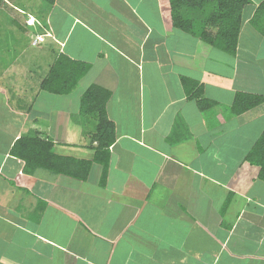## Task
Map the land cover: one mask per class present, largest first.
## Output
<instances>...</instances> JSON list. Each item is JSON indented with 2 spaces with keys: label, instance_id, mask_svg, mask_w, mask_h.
Returning <instances> with one entry per match:
<instances>
[{
  "label": "crops",
  "instance_id": "1",
  "mask_svg": "<svg viewBox=\"0 0 264 264\" xmlns=\"http://www.w3.org/2000/svg\"><path fill=\"white\" fill-rule=\"evenodd\" d=\"M252 1L235 56L174 26L169 0H56L43 11L44 75L51 50L88 62L77 87L89 75L112 92L117 138L104 186L95 165L86 181L28 174L11 148L37 130L59 154L93 151L70 121L36 107L42 91L25 102L0 86V264H264V179L246 160L264 103L232 112L238 93L264 94V34L250 24L262 0ZM9 7L30 15L19 0L0 12ZM184 76L218 104L201 110Z\"/></svg>",
  "mask_w": 264,
  "mask_h": 264
},
{
  "label": "trees",
  "instance_id": "2",
  "mask_svg": "<svg viewBox=\"0 0 264 264\" xmlns=\"http://www.w3.org/2000/svg\"><path fill=\"white\" fill-rule=\"evenodd\" d=\"M42 1L44 10L37 12L31 9L30 15L25 14L28 15L27 18L35 16L34 24L15 21L21 31L26 33L28 29L33 30L36 32V38L42 37L43 40L38 44L40 46L45 42V45L51 42L48 39L52 37V33L49 32L47 13L43 11L52 7L56 0ZM4 3L5 0H0V9L4 10ZM169 3L174 26L226 54L236 55L244 23V12L253 3L252 0H169ZM250 24L256 31L264 34V0L255 9ZM49 55L56 57L49 73L41 81L40 89L55 95L70 94L88 73L90 64L74 59L66 53L57 55L54 50L49 51ZM182 84L191 98L198 99L201 110L213 108L218 104L216 100L203 98L202 86L195 79L184 76ZM111 95L109 89L93 83L81 96L79 122L85 126V135L93 151L92 157L78 158L59 154L54 149L55 142L50 138L42 137L38 130L19 137L11 148V154L25 161L24 170L28 174L34 173L37 169H45L79 181L88 180L93 166H100L99 183L104 186L110 166V147L117 138L116 125L107 111ZM262 103H264V94L238 93L232 104V112L240 115ZM90 124L93 127L88 130ZM246 160L260 167L259 175L264 179V130L247 153Z\"/></svg>",
  "mask_w": 264,
  "mask_h": 264
},
{
  "label": "rangeland",
  "instance_id": "3",
  "mask_svg": "<svg viewBox=\"0 0 264 264\" xmlns=\"http://www.w3.org/2000/svg\"><path fill=\"white\" fill-rule=\"evenodd\" d=\"M19 3L26 5L29 12H31V9L37 12L44 10V3L42 0H19ZM10 7L5 9V14H3L4 12H0V86L7 88L12 94L15 93L16 96L23 98L25 102H32L33 95L36 92L39 93L42 91L40 97L36 101V107L39 108V106H41L47 109L48 112H51L49 110L53 109L55 116L63 118L65 124L70 121V125L74 127L72 130L73 133L71 132L72 136L73 134L76 137H78L79 134L85 135V126L79 122L80 116L78 114L80 113L81 92L93 84L92 77L87 75L81 85L76 87L69 96L63 95L55 98L56 96L54 97L53 93L41 90L40 83L45 78L44 74L46 70L48 71L46 62L43 61L45 60V56L42 54V50L45 49L36 52L38 50L35 49V46L38 47L39 44V40L36 38V32L33 30L30 31L29 29L27 33L22 32L15 23L17 20L18 22H27L32 25L36 20L34 17L26 18L22 10H13L9 12V10H11ZM0 11H3V9L1 8ZM21 37L25 39L20 41ZM184 38H186L185 34L182 36V39ZM26 40H29L30 43ZM43 44H46V42ZM175 45L176 42L172 44L171 48ZM209 60L210 57H207L206 62L208 63ZM203 63H205V61H203ZM217 65L220 66V63ZM50 67L51 63L49 64V69ZM69 113H75L72 115L76 117L70 118ZM92 127V124H90L88 130L92 129ZM73 183L74 185L79 184L78 181H73Z\"/></svg>",
  "mask_w": 264,
  "mask_h": 264
},
{
  "label": "built area",
  "instance_id": "4",
  "mask_svg": "<svg viewBox=\"0 0 264 264\" xmlns=\"http://www.w3.org/2000/svg\"><path fill=\"white\" fill-rule=\"evenodd\" d=\"M37 40L41 41L43 40V38L38 36Z\"/></svg>",
  "mask_w": 264,
  "mask_h": 264
}]
</instances>
